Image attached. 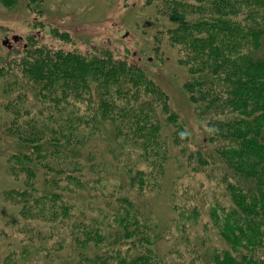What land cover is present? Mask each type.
Returning a JSON list of instances; mask_svg holds the SVG:
<instances>
[{
    "label": "trees",
    "instance_id": "obj_1",
    "mask_svg": "<svg viewBox=\"0 0 264 264\" xmlns=\"http://www.w3.org/2000/svg\"><path fill=\"white\" fill-rule=\"evenodd\" d=\"M146 5L154 46L164 37L186 69L203 146L189 151L166 91L139 64L107 48L30 44L0 65L4 129L20 144L7 165L21 186L4 196L38 221L34 238L65 248L68 264H264V0ZM174 149L196 161L191 170L217 174L220 194L208 202L185 190L176 201L174 184L164 190ZM165 192L161 218L153 199ZM172 226L184 248L161 250Z\"/></svg>",
    "mask_w": 264,
    "mask_h": 264
},
{
    "label": "rangeland",
    "instance_id": "obj_2",
    "mask_svg": "<svg viewBox=\"0 0 264 264\" xmlns=\"http://www.w3.org/2000/svg\"><path fill=\"white\" fill-rule=\"evenodd\" d=\"M152 7L146 5V0H0V65L10 57L23 53L30 44L82 52L93 51L94 47L107 48L114 56L127 57L139 64L166 91L171 108L186 129L187 148L194 153L203 146L202 141L207 137L206 120L196 114L182 86L186 69L177 61L176 48L164 37L157 49L154 46L153 29L158 24L153 19ZM51 29L68 31L70 39H60ZM14 34L20 37L13 40ZM5 38L8 41L2 43ZM5 98L0 83V264H68L65 248L60 251L53 241L34 238L37 225L40 226L38 221L19 216V206L4 196L5 191L21 186V180L9 173L7 165L8 155L17 151L20 144L4 129L7 120L3 107ZM99 147L107 150L102 141ZM174 151L177 156L171 161L172 168L170 166L163 181L164 190L174 184L176 201L187 200L185 190L189 191L187 195L204 191L209 202L213 194L219 192L215 187L216 171H213L216 176H207L203 171L191 170L196 161H188L185 154L178 153L176 149ZM111 153L110 150L107 155L112 157ZM116 170L110 166L111 173ZM165 199L166 192L153 199L154 211L161 218L168 213L164 212ZM201 223L211 234L212 227L206 214L202 215ZM59 237L57 235L55 240ZM30 238H33L32 242ZM189 239L194 240L193 232L189 234ZM170 246L184 248L174 226L161 241V250Z\"/></svg>",
    "mask_w": 264,
    "mask_h": 264
},
{
    "label": "water",
    "instance_id": "obj_3",
    "mask_svg": "<svg viewBox=\"0 0 264 264\" xmlns=\"http://www.w3.org/2000/svg\"><path fill=\"white\" fill-rule=\"evenodd\" d=\"M19 37H20L19 35L14 34V35L12 36V39H13V40H17ZM7 41H8V38H5V39L2 40V43H5V42H7ZM8 46H9V45H8Z\"/></svg>",
    "mask_w": 264,
    "mask_h": 264
}]
</instances>
